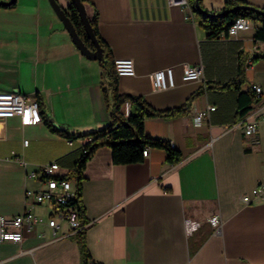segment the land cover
I'll return each mask as SVG.
<instances>
[{"label":"crops","instance_id":"crops-1","mask_svg":"<svg viewBox=\"0 0 264 264\" xmlns=\"http://www.w3.org/2000/svg\"><path fill=\"white\" fill-rule=\"evenodd\" d=\"M56 1L67 12L70 0ZM84 1L87 18L97 15L113 61L134 63V76L118 77L121 94L166 110L198 93L187 114L144 120L145 134L168 141L180 152L179 163L169 164L156 148L139 163L115 165L107 147L87 161L80 198L87 263L264 264V201L243 205L239 199L264 183V134L253 139L228 128L240 117V93H253L256 84L261 95L253 93L246 106L264 101V57L253 60L264 55V41L254 38L260 23L249 20L235 36L211 39L189 7L167 0ZM226 1L201 0L206 10ZM245 1L264 9V0ZM196 64L203 66L201 78L183 80V65ZM167 67H173L174 86L153 90L149 75ZM104 84L100 63L79 52L49 0L0 7V92L39 99L52 125L76 134L109 123ZM207 107H214L208 120L194 125L193 116ZM84 142L56 136L43 120L23 126L16 116L0 119V216L30 209L50 217V205L25 199L26 189L43 188L40 177L27 174L56 162L65 177ZM213 216L219 224H211ZM58 223L55 233L39 224L24 229L19 243L1 242L0 264H81L68 223Z\"/></svg>","mask_w":264,"mask_h":264},{"label":"trees","instance_id":"trees-1","mask_svg":"<svg viewBox=\"0 0 264 264\" xmlns=\"http://www.w3.org/2000/svg\"><path fill=\"white\" fill-rule=\"evenodd\" d=\"M3 1V0H0ZM84 3V0H81ZM191 12L197 17L199 25L207 32V37L214 39L220 35H226L229 26L238 17H243L251 21H257L260 26L257 27L254 38L264 41V9L247 3L245 0H227L221 9L206 10L202 6L201 0H198L200 10L195 8V0H187ZM16 4L14 0L9 5L0 3V7L13 8ZM237 5H248L261 12L235 9L227 12V10ZM71 24L75 28L78 36L88 49L94 50V44L87 36L78 11L75 5L70 1L67 7V12ZM89 23L93 29L95 37L102 49V60L98 61L105 76V84L102 87L103 97L106 108L109 112V123L104 127L90 132H79L76 134L69 133L67 130L55 127L52 125L41 111L42 102L37 99L40 108V114L44 124L48 127L50 132L68 141L82 139L84 144L78 152V158L74 163V168L65 178L73 179L75 181L76 196L79 201L80 217L84 222V208L81 205V181L83 179V171L87 161L94 155V153L102 147H107L111 150V160L115 165H125L131 163H139L143 161L142 151L145 148H156L166 152V162L175 165L181 160L180 152L172 147L170 143L163 139L152 138L144 132V120L146 118H163L172 119L185 115L189 112L193 100L198 93L191 95L187 101L175 108L166 110H157L151 107L142 97L132 96L128 94H121L118 89V76L116 75L111 51L106 43L101 39L97 32V15L96 13L89 18ZM264 55H256L253 60ZM125 101L129 102L130 111L128 116H124L121 112V107ZM239 105L241 106L238 115L245 114L249 107L246 106L253 101V93L248 91L239 94ZM73 238L75 239L80 253L81 264H87L90 259V254L86 246V231L81 229L77 231Z\"/></svg>","mask_w":264,"mask_h":264},{"label":"built area","instance_id":"built-area-1","mask_svg":"<svg viewBox=\"0 0 264 264\" xmlns=\"http://www.w3.org/2000/svg\"><path fill=\"white\" fill-rule=\"evenodd\" d=\"M169 5L188 6L187 0H167ZM249 20L238 17L229 26L226 35L235 36L249 26ZM116 75L134 76V63L131 59H115L113 61ZM250 65L251 62L249 61ZM203 73V66L183 65L182 78L185 81L199 80ZM153 90L160 91L174 86L173 67L154 71L149 75ZM256 97L261 95V88L253 84L251 86ZM214 107H207L193 116V124L200 125L203 121L208 120L209 112ZM130 111L129 102L125 101L121 107L124 116H128ZM19 117L23 126H30L39 123L42 120L40 114L39 103L35 98L26 96L20 92H0V119ZM229 129H240L246 137L257 139L260 134H264V101H256L248 111L240 116L236 122L228 127ZM27 141H23L27 145ZM150 148L142 151L143 158L149 154ZM17 159V158H15ZM59 165L51 162L42 165L39 170L27 174L31 179H40L43 182V188L39 191L26 189L24 192L25 199L32 198L35 203H47L52 208L50 217L43 220L42 217L32 214L30 209H26L23 213L15 215L11 218L0 216V243L14 242L19 243L22 240L23 230H30L34 225L45 224L55 233L60 225L58 220L68 223L69 230L75 234L81 229H85L88 225L87 221L83 223L80 217L79 201L77 200L76 191L73 189L70 179L58 174ZM264 171V167H263ZM243 205L251 204L253 201H264V183L260 182L249 193L239 197ZM211 224L217 225L220 222L218 216L211 217ZM87 264H95L89 261Z\"/></svg>","mask_w":264,"mask_h":264},{"label":"water","instance_id":"water-1","mask_svg":"<svg viewBox=\"0 0 264 264\" xmlns=\"http://www.w3.org/2000/svg\"><path fill=\"white\" fill-rule=\"evenodd\" d=\"M14 0H7V1H0V3L4 5H9L13 2ZM76 7L78 11V15L81 19V22L83 24L84 30L89 37V39L92 41L94 44V50H90L87 48V46L83 43L81 38L78 36L75 28L70 22V19L68 15L66 14V11L62 9L59 4L57 3L56 0H49L53 10L55 11L56 15L58 18L61 20L63 23L65 29L67 30L69 36L71 37V40L75 47L79 50V52L86 58L90 60H97L101 61L102 60V49L95 37V34L93 32V29L89 23V19L87 18L86 12H85V7L84 4L81 2V0H70ZM195 8L197 10H200L198 0H195ZM235 9H245V10H250V11H255L257 13L261 12L259 9H256L252 6L248 5H237L229 10L227 12L233 11Z\"/></svg>","mask_w":264,"mask_h":264}]
</instances>
